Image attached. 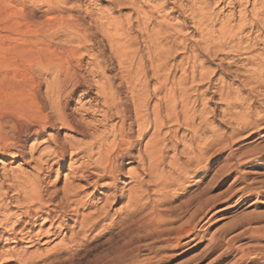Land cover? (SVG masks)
Wrapping results in <instances>:
<instances>
[{
	"label": "bare ground",
	"instance_id": "bare-ground-1",
	"mask_svg": "<svg viewBox=\"0 0 264 264\" xmlns=\"http://www.w3.org/2000/svg\"><path fill=\"white\" fill-rule=\"evenodd\" d=\"M57 1L62 2L46 3L40 12L41 21L18 14L16 19L23 23V32L15 38L9 35L0 38V48H10L17 57L13 69L6 73L16 81L10 85L14 103L6 113H0V137L4 130H9L11 138L0 139V153L22 155L24 144L42 139L46 132L56 129L79 140H66L70 163L60 189H55V185L68 152L53 135L46 136L44 147L36 149L35 158L30 153L34 174L20 172L0 182V264L12 261L15 264H72L81 252L86 253L79 249L105 236L106 243L115 241L116 246L108 256L109 261L104 259L101 264H151L161 261L162 257L155 252L144 260L139 259L138 243L143 233H150L147 237L154 241L176 247L183 240L194 241L195 229L208 212L219 205L239 196L238 199H255L254 206H261L258 196L264 194V174L248 182L249 174L247 177V174L239 175L241 163L228 164L225 159L221 167L216 165L214 178L199 188L205 180L203 176L210 171L211 160L221 156L224 150L229 151L233 140L242 132L264 123V108L255 106L259 100H264L261 54L251 58L249 64L255 69L244 77L248 97L232 96L218 88L217 96L227 108L216 120L213 116L206 117L205 109L194 110L206 93V90L199 92L201 86L195 85L196 80L198 83L208 81L215 71L203 72L204 67L189 58L172 63L174 52L184 51L185 44L171 43L166 37L178 33L183 28L182 23L170 28L161 21L154 28L142 6L137 5L132 6L134 17H127L126 24L119 18L111 22L101 17L92 20L91 12L88 14L80 11V7ZM111 1L116 7L129 2ZM158 1L161 8V0ZM191 4V20L202 33L210 21L197 7L199 0ZM154 9L158 10V5ZM85 19L93 26V35L99 33L106 40L117 64L116 74L110 75L111 69L99 57L101 52L94 53L97 47L93 49ZM133 26L144 43L146 58L138 56L136 59L137 40L131 42L134 48L128 42ZM228 30L223 25L218 31L220 38L211 40L202 35L200 43L206 50L232 48L235 35ZM236 47L240 49L239 44ZM34 48L38 53L31 57L30 51ZM239 51L246 53L249 48L246 46ZM145 60L148 68L144 66ZM177 71H180L178 78L175 77ZM80 92H83L82 99L94 95V102L77 107L75 116L77 112L82 113L72 117L67 106ZM235 108L242 109L243 114L229 111ZM84 116H91V120H85ZM211 122L218 126L210 128ZM222 122L229 125L225 132L219 130ZM209 153L211 158L206 157ZM232 157L230 151L227 158ZM124 163L136 164V168L128 171L129 182L118 188ZM53 166H56L54 181L46 185V181L51 180ZM190 175L202 176L192 192H188L190 187L184 190L186 196L171 192L172 187L181 186V180L185 181ZM231 175L234 180L224 192L213 198L206 197L209 187L214 184L218 187ZM9 190L12 197L7 195ZM121 202L123 204L111 213ZM9 205L17 211L12 212ZM233 230L238 232L228 237ZM42 235H46V243L57 236L61 239L44 255L28 254L27 247L23 248L25 252L16 254L14 249H9L11 244L18 246L17 238L31 245L30 249H39L36 240ZM240 239L254 243L240 251L241 259L253 255L264 264V215L252 214L221 229L211 236L207 252L220 251L224 246V251H229ZM146 247L148 253L153 249Z\"/></svg>",
	"mask_w": 264,
	"mask_h": 264
},
{
	"label": "rangeland",
	"instance_id": "rangeland-1",
	"mask_svg": "<svg viewBox=\"0 0 264 264\" xmlns=\"http://www.w3.org/2000/svg\"><path fill=\"white\" fill-rule=\"evenodd\" d=\"M49 1L50 0H0V38L4 35H9L12 38H15L18 34L23 32V23L19 19H16L18 14H23L24 16H27L33 19L34 21L43 20V15L40 12L45 8L46 3ZM53 1L62 2L57 0ZM63 1H65L68 6H76L78 8L80 7L81 9H79L82 12L86 11L88 14H90L91 12L90 18L92 17V20L97 19V17H101L103 20L107 19L111 22L112 20L114 21L115 19L119 18L122 24H126L127 17H134L132 6L137 5L142 6V10L147 13L149 22L154 28L156 27L157 22L161 21L164 22V24H168L170 28L174 25L182 23L183 28L178 33H175L173 35L167 34L168 37H166L167 41H171V43L180 42L185 44L184 51H182L181 49H177L174 52V54L172 55L174 61L172 63H177L182 59L189 58L190 61L195 60L197 65H202L204 67L203 72L208 73L215 71L213 75H210L211 77L208 81L198 83V80H196L195 85L201 86L199 87V92L206 90V93L204 96V100H198V102L195 104L194 110L198 112L201 109H205V114H207L206 117L210 118L211 116H213L216 120L220 118L221 113L227 108L226 103L220 101L219 96H217L218 88L224 89L225 92L232 96L236 94L241 97H248V91L246 88H244V77L248 76L250 72L255 69V66L250 65L249 62L251 61V58L257 54H261V58H264V0H199L200 4L197 5V7L201 8L202 11H204L202 12L204 13L203 17L207 19V21H210V24H207L206 28L202 33H200V31L194 27L193 22L191 20L192 8L190 6H192L191 3H193L194 0H161V8L159 6L160 2L158 0H129L126 5L122 4L118 7H116L111 0ZM130 3H132V5ZM157 5L159 9L155 10L154 8ZM86 20L88 19H85L84 23L86 27H89L88 33L89 37L92 40L91 44L93 45V49L95 48V45L97 47L94 49V53L97 54L98 52H101L100 55H97H99L101 60L107 66H109V69H111L109 70L110 75L116 74L117 64L113 56L111 57L112 53H109V46L106 40L99 33H97V36L93 35V26L90 24L89 21ZM223 25L229 28L228 31H231V33L235 35L232 48L206 50L205 45L200 43V37L202 35H205L207 39L211 40L220 38L221 36L218 35V31ZM149 30H151V27L149 28ZM128 40V42L133 46V48L134 45L132 43L137 40L139 52L136 54V59H138L140 56L146 58V50L144 48V43H142L141 36L136 30L135 26H133V31H131ZM5 44L8 43L5 42ZM238 44L240 49H244V47L247 46L249 48V51H245L246 53H239L240 49L236 47ZM14 53L15 52H13L8 47L3 46L0 48V113H6L5 110H9L8 108L13 106L12 104L14 102H12V100L14 101L15 99L14 96H12L11 94L13 91V88L11 86H13L12 84H14L16 81H12L11 78L8 76L10 70L13 69V62L17 60L16 54L13 55ZM36 53L38 52L34 48L30 51V56L33 57ZM87 58L88 57L85 56V61L87 60ZM144 66L148 68L146 60ZM196 70L198 71V68ZM4 75H6L8 78H5ZM179 75L180 71L175 72L176 78H178ZM219 77L222 78L221 82L218 81ZM1 78H3L2 81ZM153 82L154 81H151V83ZM29 83H31V81H29ZM5 84L7 86H5ZM261 90L264 91V86L263 88H261ZM92 93H94V91ZM81 94H83V92L77 93L74 99H72L69 105L67 106V112L69 113V115L73 113L72 117H76L78 116V114L82 113L77 112V115L75 116L74 113H76L75 110L77 107L85 104L86 102H94V95H91V97L89 98L82 99L80 97ZM41 96H43V89L41 91ZM255 106H260V108H264V100H259L257 102V105L255 104ZM213 110H215V112L212 114L211 112ZM229 111H231L232 114H234L235 112H238V115H240V113L243 114V110L240 108H235ZM84 119L90 121L91 116H88L87 118L86 116H84ZM210 125V128L218 126L216 122H211ZM228 127L229 125L226 124V122H222L221 127H219V130L221 132H225ZM6 131L9 135H6ZM6 131L4 130L3 132L5 133L1 134L2 138L0 137V139L2 141H5L7 137H9V140L11 138L9 130ZM47 135H53L57 137L58 142L60 144L62 143L63 147L66 150L68 149V145L66 144L67 139L74 141L79 140L78 137H74L72 134L56 129L54 132H46L45 137L42 139L40 138L35 141H31L27 144H24L22 148V155H18L15 153H8L6 155H2L0 153V177L2 179H0V182L6 180L5 178L8 179L12 176L19 175L20 172L25 175L34 174V171H32L33 169H31L33 166L29 161L31 157L30 153L32 154V157H36V149H41L44 147L43 143ZM207 136L208 134L206 135V137ZM31 148H35V150H32ZM263 150L264 123L256 129H250L249 131L242 132L239 137L233 140V144H231L229 151L224 150L221 156H219L215 160H211L212 166L210 167V171L209 173L203 176V179H205L203 182L204 185L201 184L199 188H203L206 183L210 182L211 178H214L216 165L219 164L218 167H221L225 159L228 160L226 162L228 164L235 163L238 165L241 163L239 168V175L244 176L247 174V177L249 174L247 178L248 182L256 180L259 175L264 174ZM230 151L233 152V159L227 158ZM67 152L68 153L65 165L59 171V179L55 185V189L57 187V190L60 189L63 185V175L68 173L67 166L69 165L68 163H70L68 159L69 150H67ZM209 155L210 153L206 157L211 158ZM135 168L136 164L125 165L124 163L123 175L119 182L118 188L122 187V184L126 185L129 182L128 171L133 170ZM52 169L53 171L50 176L51 180L49 178V181H46V185H50L51 181H54V170H56V166H53ZM224 171L225 170H223L222 172ZM185 179V181L181 180V186L172 187L171 190L173 191L171 192H174V194L176 195L179 194V196H186L187 193L185 191L187 189L189 190L188 187H190V190L188 192H192L194 190L193 186H195L199 181H201L202 176L192 177L190 175ZM233 180L234 175H231L229 179H227L223 184H219L218 187H216L215 184L214 187H212L213 189L209 187V189H207L208 192L206 193V197L213 198L217 196V194H221L227 189V187L232 184ZM4 183L5 184L3 185L5 186L7 184V181H5ZM99 192L105 194L102 191ZM11 193V190H9V192L7 193L8 197L13 196V193ZM150 194L152 196L153 193L151 192ZM238 198L239 196L233 199L230 203H224L222 204V206L219 205L213 210H211V212H208L206 218L195 229L196 231H194V236L192 237L194 241H189V238L181 241L176 247L173 245L168 246L162 244V241H154V239H150V236V238L147 237L148 235H150V233H148L147 235L143 233L144 235H141L142 239H140L138 243V245L140 244L139 259L144 260L151 256L150 254L158 252V256L160 255L162 257V260L159 262H152L151 264H239V261L241 262L240 264H263L262 259L258 257L253 258V255H251L248 259H241L240 251L250 248V246L254 245L252 241H249L247 239H240L233 245L234 247L229 251H224L226 247L224 246L223 249H221L220 251L213 253L207 252V245L210 243L211 236L218 234L221 229H227L232 224L239 221V219L243 220V218L248 217L252 214L264 215V194H260L258 196V203L261 204V206L259 207L254 206V202H256L255 199L244 200ZM122 204L123 203L121 202L117 206L113 207L111 213ZM9 207L12 208L11 205H9ZM13 208L11 209L12 212L17 211L15 208ZM184 220L182 221L184 222ZM70 224L71 222H69L68 226H70ZM233 231L228 235V237L238 232V230ZM66 235L68 236V233ZM45 236L46 235H42V238L40 236L38 240H36L37 242L39 241V249H37V247H35L36 249H30L29 247L31 245H29L28 243L27 245L26 243L24 244V242H20L19 238H17L16 241L18 246H16V244H11L9 245V249H14V254H16L18 252H22L24 250L23 248L27 247L28 254L34 253L35 255L32 254L34 256H36L37 254L44 255L45 251L50 249L55 243L59 241L57 239H61V236H57L55 237L56 239L54 238L53 240V238H51V242L50 240H48V242L46 243ZM91 237L92 235H90V238ZM105 238L106 236L103 239H100L98 242L95 241L90 245L87 244V246H84L81 249L78 248L80 251H86V253L81 252L79 257L76 258L77 260H74L72 264H101L104 259L109 261L108 256H110V252L116 246V242L114 241L115 244L114 242L112 244L106 243ZM43 243L46 244L44 245ZM262 244L264 245V243ZM146 246L152 247L153 249L148 253ZM25 251L26 250H24V252ZM6 264H15V262L12 261Z\"/></svg>",
	"mask_w": 264,
	"mask_h": 264
}]
</instances>
